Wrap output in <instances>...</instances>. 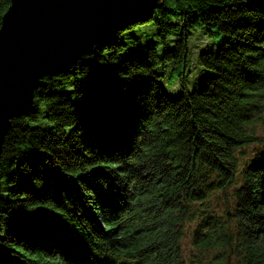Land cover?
<instances>
[{"label": "trees", "instance_id": "1", "mask_svg": "<svg viewBox=\"0 0 264 264\" xmlns=\"http://www.w3.org/2000/svg\"><path fill=\"white\" fill-rule=\"evenodd\" d=\"M144 25L173 48L126 54L125 34ZM197 28L220 44L200 53L213 75L189 92ZM169 63L176 98L155 71ZM262 125L264 0H161L44 77L11 120L0 264H264Z\"/></svg>", "mask_w": 264, "mask_h": 264}, {"label": "water", "instance_id": "2", "mask_svg": "<svg viewBox=\"0 0 264 264\" xmlns=\"http://www.w3.org/2000/svg\"><path fill=\"white\" fill-rule=\"evenodd\" d=\"M161 0H10L0 24V154L11 120L46 76L68 71L96 44Z\"/></svg>", "mask_w": 264, "mask_h": 264}, {"label": "rangeland", "instance_id": "3", "mask_svg": "<svg viewBox=\"0 0 264 264\" xmlns=\"http://www.w3.org/2000/svg\"><path fill=\"white\" fill-rule=\"evenodd\" d=\"M176 36H170L164 42L157 36V30L151 25L139 26L131 33L125 34V42L127 49L126 54L132 56H143L145 59L148 49L154 48L158 54L162 53L165 48L172 49ZM220 44L218 36H207L203 30L197 28L190 32L187 40L188 57L187 70L185 71V87L189 92L196 91L201 88L205 78L212 76L213 72L202 67L199 62V55L203 51L216 52ZM172 63L162 68L156 66L155 71L163 73L159 79V84L163 93L169 98H176L182 91L181 79L177 73L171 75ZM258 134L264 135V125L258 128ZM253 146L245 148V154L251 157Z\"/></svg>", "mask_w": 264, "mask_h": 264}]
</instances>
